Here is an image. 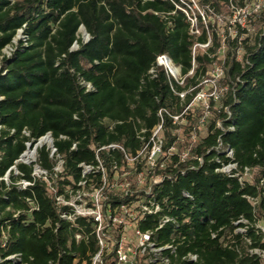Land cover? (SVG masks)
I'll return each instance as SVG.
<instances>
[{"label": "trees", "instance_id": "obj_1", "mask_svg": "<svg viewBox=\"0 0 264 264\" xmlns=\"http://www.w3.org/2000/svg\"><path fill=\"white\" fill-rule=\"evenodd\" d=\"M199 1L216 12L229 4ZM259 19L254 35L242 38L248 31L239 26L236 38L228 37L223 56L222 82L229 91L222 103L232 112L236 130L223 135L217 127L218 120L225 119L223 110L214 113L202 132L196 112L185 116L187 123L180 126L164 114V166L159 161L156 170L164 180L154 193L177 225L157 229L155 219L149 218L139 228L154 231L157 248H175L174 253L162 252L168 264H262L250 250L264 249L263 236L255 229L258 222L264 224V8ZM82 26L89 35L86 42L79 38ZM210 29L212 46L207 52L198 50L196 77L220 57L210 56L222 44L217 25ZM20 30L28 44L19 40L12 57H4ZM207 41V30L191 34L185 15L170 0H0V178L11 174L10 183L0 179V264H17L8 259L13 255L22 256L21 264H91L98 251L92 225L84 219L75 225L63 220L60 212L65 208L57 205L49 183L58 195L69 197L67 190H78L84 178L82 164L96 169L101 161L110 178L115 163L126 165L123 152L98 150L115 143L136 155L143 145L140 136L148 140L160 124L161 110L182 112L165 71L149 74L157 57L169 55L187 73L194 45ZM229 123L232 120L225 125ZM47 134L64 160L63 173L54 177L56 162L50 151H39L38 164L52 174L49 182L34 178L33 166L18 163L27 143L34 146ZM220 137L234 150L240 167L254 170L250 182L241 184L218 172L219 157L229 162L215 150ZM175 144L178 151L171 153ZM190 147V159L183 161L181 152ZM14 166L20 176H14ZM101 178V173L91 174L89 185H100ZM20 179L33 185L20 190ZM130 201L123 198L119 203ZM241 219L249 222L246 235L237 232L245 226L236 225ZM77 232L87 239L77 242ZM190 254L197 256L196 262ZM146 261L148 256L141 264Z\"/></svg>", "mask_w": 264, "mask_h": 264}, {"label": "built area", "instance_id": "obj_2", "mask_svg": "<svg viewBox=\"0 0 264 264\" xmlns=\"http://www.w3.org/2000/svg\"><path fill=\"white\" fill-rule=\"evenodd\" d=\"M170 1L176 6L177 10H180L185 15L190 24L191 34L196 36L201 35L203 27L208 33V41L206 43H197L194 45L192 51V67L187 73H184L183 67L176 65L167 54L159 55L155 65L149 71L152 77L156 76L157 70L160 68L165 71L172 92L180 98L182 112L180 114H172L168 110H161L159 112L161 118L160 124L152 130L148 140H146L144 136H140L143 145L142 148L137 151L136 155L128 154L122 145L115 143L100 148L98 151L119 150L124 153L126 165L119 166L118 163H115L112 168L113 175L111 178L100 161V166L96 169L85 164L81 165L84 178L78 184V190H67L69 197H66V195H58L56 188L52 183H49L52 192L55 194L57 205L61 208H65L60 212V216L63 220L75 225L79 219H84L87 223L92 225V235L97 242L98 251L91 257V264H106L107 259H110L109 261H111V264H141V259L145 256H148V262L151 264H168L169 260L162 256L163 250L172 249V252H175V248L171 245L164 248H157L153 241L154 231L149 230L143 232L139 228L140 223L149 218L155 219L157 229H161L167 224L177 225L175 218L164 214L163 207L157 201L154 193L155 186L164 180L162 175L156 173L159 161H162L165 152V140L163 136L164 114L171 117L174 125L180 126L187 123L185 116L190 115L191 112H196V116L199 117V131L202 132L208 127L214 113H220L223 110L225 119L218 120L217 127L221 130L223 135H227L236 130L232 112L222 103L223 98L229 91V85H225L222 82L226 76L225 59L223 57L226 52V38H222V44L217 54L210 55L211 57L220 55L219 59L216 60L204 74L196 77L198 68L196 58L198 50L201 49L203 52H207L211 48L213 40L210 33V21L212 16L216 20H221V15L210 6H202L199 0ZM233 3L234 0H229V4H231L232 7H234ZM254 6L255 8L253 7L251 10L248 6H244V8L241 9V13L244 14L246 19H252V17L260 18L263 10L262 6L260 3ZM246 35L249 36V33L244 36ZM17 37L19 38L18 41L22 40L24 45L28 44V38L23 34V30L19 31ZM15 40L12 45L4 50V57H12L18 45V41L15 42ZM75 45L73 49H76ZM243 54L244 49L241 47L238 54L239 60L243 59ZM190 80H194V82H190ZM82 85L88 90L93 89L90 84L85 82H82ZM231 120V124L225 125V122L228 123ZM1 129L2 126L0 125V131ZM176 132L180 133L179 129H177ZM142 133H145V130H142ZM23 134L30 137V132L28 130H24ZM62 139H66V137H62ZM196 139L197 136L193 135V143L196 142ZM32 143L33 142L27 143V150L20 157L18 163L33 166V177L49 182L52 178V174H49L48 171L41 168L38 162L31 160L32 157H26V153L29 151L36 152L39 147L46 145L45 147L50 151L51 158L53 155V157L55 156L61 160L63 169L64 160L58 154L54 145V138L51 134H47L40 138L34 146ZM40 143L41 146H39ZM30 147H32L33 150H31ZM191 149L192 147L181 152L180 156L183 161L190 159ZM215 150L219 152L221 156L229 160L228 163H225L220 157L217 159V162L221 164L218 172L228 177L237 178L241 184L251 181L254 170L250 167H240L238 163L234 161V150L230 146L224 145L222 137H220L218 145L215 146ZM169 151L171 153L177 152L178 149L176 144L171 147ZM194 158L199 159L198 157ZM139 166L141 167V171H139ZM161 166H164L163 161L161 162ZM11 170L14 176H20V172L16 166ZM54 172L53 176L57 177L59 174L56 172V169H54ZM98 173H101V184L89 185L90 175ZM10 175V172H8L4 178L0 179L8 182ZM17 185L20 190H26L32 186L33 183L25 179H20ZM185 195L189 197V194L185 193ZM123 198H130L132 201L129 203H119ZM249 199L256 204L257 201L255 199ZM35 209H38L37 206ZM239 223L245 226L238 229L237 232L246 235L249 229V222L245 219H241L236 225ZM255 229L257 234L262 235L264 239V224L258 222L255 225ZM75 238L77 242H80L83 239H87V236L82 232H77ZM246 240L251 244L249 238H246ZM134 244L136 246L135 249L133 248ZM250 253L259 256L262 264H264V249H251ZM158 256H160V258H158ZM8 259L17 264L23 262L21 255H13ZM189 259L196 262L197 256L190 254Z\"/></svg>", "mask_w": 264, "mask_h": 264}, {"label": "rangeland", "instance_id": "obj_3", "mask_svg": "<svg viewBox=\"0 0 264 264\" xmlns=\"http://www.w3.org/2000/svg\"><path fill=\"white\" fill-rule=\"evenodd\" d=\"M260 3L262 6V9L264 8V0H234L233 6L232 7L231 4H228L227 7H224L222 9V11L218 12L221 15V20H216L214 19V17L212 16V19L210 21V25L211 24H216L218 29H219V35L222 38H226V51L228 49V37H230L232 40L236 38V36L239 33L238 27L240 26L241 29H245L248 31L249 35H254L257 32V27H255V23L258 22L260 19L259 17L257 18H253L252 19H246L244 14L241 13V9L248 6V8L251 10L253 7L255 8V4ZM261 12V10H260ZM259 12V13H260ZM210 33H211V38L213 39L212 36V31L210 29ZM247 36V35H246ZM79 38L80 40H82L83 42H86L89 40V35L87 34L86 30L84 28H81L79 31ZM242 38H245V36ZM18 37L16 38L15 42L18 41ZM76 49L79 47L78 44L75 45ZM226 53V52H225ZM46 145H43V147H45ZM43 147H39L36 152L34 151V156H32L31 160H35L36 162H38L39 160V151L43 148ZM31 150H33L32 147H30ZM36 153V155H35ZM52 159L56 162V172L60 175L63 173V166H62V162L60 159L56 158L55 156L53 157L52 155ZM22 162V161H21ZM35 162V163H36ZM16 174V173H15ZM55 177V176H54ZM11 181V175L8 178V183H10ZM133 248L135 249L136 246L135 244L133 245ZM158 258H160V256H158ZM148 261H146V263L143 264H147Z\"/></svg>", "mask_w": 264, "mask_h": 264}, {"label": "bare ground", "instance_id": "obj_4", "mask_svg": "<svg viewBox=\"0 0 264 264\" xmlns=\"http://www.w3.org/2000/svg\"><path fill=\"white\" fill-rule=\"evenodd\" d=\"M39 146H41V143L39 144ZM32 156H34V151H29L26 153V157H32Z\"/></svg>", "mask_w": 264, "mask_h": 264}, {"label": "water", "instance_id": "obj_5", "mask_svg": "<svg viewBox=\"0 0 264 264\" xmlns=\"http://www.w3.org/2000/svg\"><path fill=\"white\" fill-rule=\"evenodd\" d=\"M81 28H84L85 29V27L84 26H82ZM86 30V29H85ZM87 32V31H86ZM88 34V33H87Z\"/></svg>", "mask_w": 264, "mask_h": 264}]
</instances>
